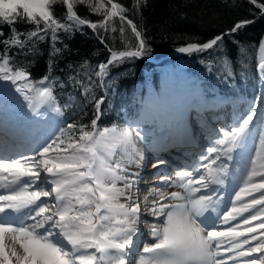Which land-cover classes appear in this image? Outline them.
Masks as SVG:
<instances>
[{
    "label": "snow or ice",
    "instance_id": "obj_1",
    "mask_svg": "<svg viewBox=\"0 0 264 264\" xmlns=\"http://www.w3.org/2000/svg\"><path fill=\"white\" fill-rule=\"evenodd\" d=\"M250 2L264 14V4ZM57 4L66 9L62 17L55 14ZM144 4L146 0H135L130 10L119 0H0V25L11 28V35L0 41V81L14 86L34 116H63L75 103L69 97L61 105L54 92L51 57L62 51L56 47L61 32L86 26L110 54L95 68L87 61L80 66L90 83L70 77L93 104L95 115L89 123L59 127L32 155H0V264H264V128L248 147L255 110L232 127L221 128L205 154L177 170L175 179L160 174L142 200L141 177L131 171L143 160L139 131L128 124H99L105 98H96L93 84L105 88L112 68L150 51L142 30L127 15ZM78 5L102 19L81 17ZM21 22L34 27L20 32L15 25ZM252 22H238L227 34L176 50L211 55L222 50L224 35ZM129 30L135 43L128 38ZM45 40L52 49L49 74L33 80L9 51L34 55L37 43ZM241 55L248 57V50L242 47ZM255 63L264 79V40L256 47ZM223 67L231 75L227 58ZM92 75L98 82H91ZM234 153L243 163L233 172L228 161L234 160ZM165 163L158 160L153 167ZM237 173L239 183L225 204L220 190L229 177L236 180ZM169 188L178 190L166 191ZM145 215L154 222L148 224L151 241L141 251L137 239Z\"/></svg>",
    "mask_w": 264,
    "mask_h": 264
},
{
    "label": "trees",
    "instance_id": "obj_2",
    "mask_svg": "<svg viewBox=\"0 0 264 264\" xmlns=\"http://www.w3.org/2000/svg\"><path fill=\"white\" fill-rule=\"evenodd\" d=\"M119 2L131 10L135 0ZM257 3L264 4V0H257ZM65 11L63 5L55 6L57 17H62ZM76 11L81 17L94 22L102 19L84 6L78 5ZM127 15L142 30L150 51L143 56L145 59H135L112 68L106 77L105 88L93 84L96 98H105L101 105V127L135 126L148 107V91L151 88L154 94H164L166 99L173 94L181 96L182 89L190 97L198 92L205 100L220 95L228 98L232 104L247 101L250 105L262 92L261 121L258 125L259 130L264 128V79L255 63L256 47L264 40V14L261 9L250 0H146L139 12L129 11ZM244 20L253 22L235 33L224 35L221 51L211 55L208 52L192 54L159 64L146 60L164 57L188 42H206L229 32L236 23ZM15 27L20 32H27L34 26L21 22ZM0 28L4 33L0 41H3L11 35V28L6 24L0 25ZM128 38L135 43L130 30ZM56 47L62 51L51 57V76L56 80L54 92L61 105L68 102L69 97H74L75 103L64 110L63 116L54 112L44 116L32 114L34 124L31 122V128L34 131L41 128V134L48 136L46 140L67 123H89L94 118L93 104L85 101L80 85L70 77L90 83L80 66L87 61L95 68L99 63L106 62L110 55L97 34L86 26L81 31L61 32ZM242 47L248 50V57L241 55ZM36 48L38 51L34 55L27 56L17 54L16 48L9 51L15 63L26 67L33 80L49 74L51 41L38 42ZM3 50L4 44L0 43V51ZM225 58L229 62L231 75L224 70ZM146 72H150L148 79ZM91 82H98V77L92 75Z\"/></svg>",
    "mask_w": 264,
    "mask_h": 264
},
{
    "label": "bare ground",
    "instance_id": "obj_3",
    "mask_svg": "<svg viewBox=\"0 0 264 264\" xmlns=\"http://www.w3.org/2000/svg\"><path fill=\"white\" fill-rule=\"evenodd\" d=\"M220 101L216 100L214 103H210L208 105L203 104L204 106L198 104L186 105L183 125H181L180 120L173 121L172 125L169 124V120L162 114L163 111L159 108L157 110L155 109V112L151 110V112L154 113H151L144 119L145 127L142 131L143 135L140 137L137 147L139 148L143 159L157 156H162V158L151 160L146 172L152 173L153 176L149 179L143 178L140 180L142 183L139 184V187L141 192H144L143 194L140 192L142 194L140 195L141 200L143 199V195L146 193V190L151 188L158 180L160 174H165L175 179L176 171H166V168L168 166H173L174 162H189L190 159L198 152L199 147L197 138H199V136L204 135V133L209 137L212 135L211 130L207 129L208 126L204 125L207 124L208 121L205 119L206 116L209 118L213 117L216 120L220 119V121L226 118L227 114L226 112H223V109L226 106V100L223 99L224 102ZM16 108V105L13 103L8 104L4 102L0 104V155L14 157V154L20 151L29 150L32 145L35 144L32 142V140L35 141V139L31 138V140L28 135H25L22 126L19 125L21 122V112L17 114ZM220 112L224 113V116L220 115ZM209 121H211V119H209ZM199 157L200 156H198V158ZM158 160H164L166 163L154 168L153 165L157 164ZM142 162L143 160L140 161L139 168L133 166L132 171L140 173ZM236 176V180L229 177L225 187L220 190V192L223 191V194H221L223 197L226 195V197H224L225 204H227L233 196V189L239 183V174L237 173ZM176 190L178 189H166V191L169 192ZM144 219H148L149 222H143L140 226L149 231L148 224L154 222L153 218L145 215ZM144 219H142V221H144ZM140 232L141 234L139 238H142L144 236V232L141 231V228ZM147 238L151 237L148 235ZM5 243H9L7 238L5 239ZM144 244L146 243H143L142 246Z\"/></svg>",
    "mask_w": 264,
    "mask_h": 264
},
{
    "label": "rangeland",
    "instance_id": "obj_4",
    "mask_svg": "<svg viewBox=\"0 0 264 264\" xmlns=\"http://www.w3.org/2000/svg\"><path fill=\"white\" fill-rule=\"evenodd\" d=\"M17 95L19 94L15 92L13 85H11L9 82L0 81V103H2L3 101L8 102V103H15L16 102L15 96ZM223 99L226 100L225 102L226 106L223 109V112H226L227 114L226 118L220 121V119L216 120L213 117L209 118L206 116L205 119L208 121L209 119H211V121H209V123L207 121V124H204V125L208 126L207 129L211 130L212 135H210L209 137L208 135L204 133V135L199 136V138H197L198 147H199L198 152L190 159V161L187 163L174 162L173 166H168L166 168V171H171V170L177 171L182 168L190 167L192 164L196 162V160L198 159V156L205 154L206 149L209 146H211L214 139L218 136L221 128L232 127L234 123L237 122L239 119H241L243 116H246L251 111L255 110L256 116L254 117V122L252 126L253 127V139L250 140L248 144V147L252 148L254 140H258V132H259L258 124H260V121H261V107L259 105L257 106L258 102L253 103L252 106L247 101H240L235 104H232L228 98L220 96V95H215V97L205 100L200 94H198V92H194V95L190 97L189 93H185L181 89V96L177 97V94L175 95L173 94L171 95L169 99H166L164 97V94H154L152 89L150 88V90L148 91V101H147L148 107H146L144 110V116L141 118V120H139L135 124V126H133V128L139 131L140 137H141L143 135L142 131L144 130V127H145L144 119L148 117L151 113H154L155 112L154 110L155 109L157 110L158 108L163 111L162 114L167 117V119L170 122L169 124L172 125L173 121L180 120L181 125H183V118L185 114L186 105H189V104L208 105L210 103H214V101L216 100L217 101L222 100L220 102H224ZM151 110L154 112H151ZM20 112H21L22 121L20 122L19 125L22 126L25 135H28L30 139L31 138L35 139V141L31 139L32 142H34L35 144L32 145V147L29 150L20 151L14 154V156L21 154V153L25 155H28V154L32 155L33 152L36 149H38L46 141L48 136L44 134H41V135L33 134L34 129L30 128L29 124H31V122L34 124V121H33L34 117L32 115V112L29 110L27 103L25 101L21 107L19 106L17 108L16 113L19 114ZM199 112H204V111H199ZM220 115L224 116V113L220 112ZM139 141H140V138L137 140V143ZM233 155L235 157L234 160L228 161V163H229L230 169L234 172L235 169L241 166L243 162L241 161V158L239 155H237L236 153H234ZM161 158L162 156L143 159V162L140 168V173H139L141 180L143 178L149 179L153 176L152 173L146 172L147 168L149 167V163L151 160L161 159ZM132 170H133V167L131 168V171ZM140 183H142V181H140ZM236 187L233 189V191L236 189ZM141 193L143 194L144 192H141ZM141 193H139V195H142ZM221 194H223V191L219 193V195ZM224 197H226V195H224ZM143 222H149V220L144 219V221H142L141 224H143ZM139 227L141 228V231L144 232V236L142 238L137 239V244L139 245L140 249H142L143 247L142 244L149 243L151 241V238H147L148 237L147 229H144L141 226Z\"/></svg>",
    "mask_w": 264,
    "mask_h": 264
},
{
    "label": "water",
    "instance_id": "obj_5",
    "mask_svg": "<svg viewBox=\"0 0 264 264\" xmlns=\"http://www.w3.org/2000/svg\"><path fill=\"white\" fill-rule=\"evenodd\" d=\"M84 18H86V17H84ZM227 33H229V32H227ZM227 33H225V34H227ZM187 55L188 54H186V53H181V52H177V50H174L164 57L157 58V59L147 58L146 60L153 63V64H158V63L164 62V61L169 60V59L183 57V56H187ZM140 58H143V56ZM140 58H137V59H140ZM261 100H262V95L259 97V103Z\"/></svg>",
    "mask_w": 264,
    "mask_h": 264
}]
</instances>
